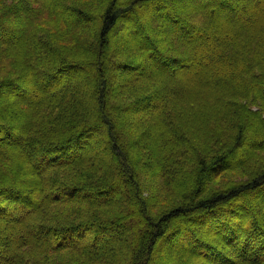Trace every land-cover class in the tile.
Masks as SVG:
<instances>
[{
  "label": "trees",
  "instance_id": "obj_1",
  "mask_svg": "<svg viewBox=\"0 0 264 264\" xmlns=\"http://www.w3.org/2000/svg\"><path fill=\"white\" fill-rule=\"evenodd\" d=\"M209 1L0 0V97L13 96L0 98V240L18 242L0 264H189L153 256L181 246V224L204 230L186 248L210 263L264 259V168L204 192L241 146L247 158L264 151V0L239 21L231 0ZM122 22L131 39L112 58ZM113 71L133 75L124 84L138 96L114 101ZM149 177H184L187 202L154 218Z\"/></svg>",
  "mask_w": 264,
  "mask_h": 264
},
{
  "label": "rangeland",
  "instance_id": "obj_2",
  "mask_svg": "<svg viewBox=\"0 0 264 264\" xmlns=\"http://www.w3.org/2000/svg\"><path fill=\"white\" fill-rule=\"evenodd\" d=\"M81 1V0H80ZM185 6H192V5H196L198 4L201 5V3H205L208 2L209 0H199L197 2H191L189 0H180ZM210 2V1H209ZM251 2V1H250ZM249 4V0H231L230 4L232 7L234 6V17L233 20H237L239 21L241 19V16H243L244 13H246L247 11H249L251 9V6L248 5ZM146 15V14H145ZM227 16L228 13L225 11H222V18H228ZM144 16H140L137 20V24L141 25L142 27H146V25L143 22V18ZM147 17V16H146ZM132 26V24L130 25ZM218 28H219V24H217ZM147 28V27H146ZM204 34H206V32H204ZM137 40L134 41V43H141L139 40V36H137ZM131 39V36L129 35V28L128 26H126L125 22H122L120 24V29L112 36V41L114 43V47L111 46L110 48V53L113 54L112 58H118L121 55H123L125 53L123 47L125 46V44L127 42H129ZM203 42L204 46L207 45H211L209 39L205 38L203 41H201V43ZM200 43V44H201ZM205 58V57H204ZM203 58V59H204ZM203 59H199L196 63V65H192L191 69H196V67L198 65H200L203 61ZM153 69L152 65H150V62H146L145 63V67L144 69ZM83 73H79V76H81ZM125 81H133V75L131 74H124V73H120V72H116L113 71V75L111 76L109 83H111V90L113 94H115L114 97V101H116L119 105H122L123 103H125L127 100L131 99L132 97L138 96L139 94V89L130 86L129 88L126 87V85L124 84ZM26 86L29 88V97L33 98L38 94V89L36 88L37 86H35V82L33 81V79H29L26 82ZM145 83V82H143ZM149 87L148 91H151V95L157 94L160 96V92L158 91V86L155 83H151V82H147L146 83ZM40 92V91H39ZM13 96L12 95H3L0 98H7L5 100H9L11 99ZM156 97V96H155ZM12 100V99H11ZM152 110V109H151ZM146 111H150V109H147ZM106 113L109 115V112L106 111ZM118 116L122 117L123 116H127L126 119H124L123 121V125L126 128H130L131 127V122L130 121H134L135 117H131L128 115H122V111H118ZM144 116V115H143ZM147 117V116H145ZM143 128V127H141ZM151 132V131H150ZM247 136L249 137L250 134H247ZM247 145H243L241 146L238 150L235 151L234 155L231 157L233 158L232 160V165L229 167L228 165V169L224 168L221 169V171L223 173H218L217 171L214 172V174H212L211 176H208V181L206 183V188L204 189V192L209 189L208 191H211L212 189L216 190L218 187L226 185V184H240L243 182H246L247 180V176H249V170L251 171H255V168H264V151L263 153L260 155V158L253 157V156H249L248 158L245 157L244 155V150L246 148ZM97 153V151L95 152ZM262 157V158H261ZM257 170V169H256ZM248 171V172H247ZM209 175V174H208ZM150 178V177H149ZM189 181H186L184 177H181V181L179 182V184H171L170 182H165V184H161L159 182V180L155 179V178H150V179H143V183H142V187L144 190L146 191H150V201L152 203V211L150 212V214L152 213L153 217L156 218L154 215L155 214H160L162 211L168 210L170 208H172L175 205H181L183 202H187V200H185L187 197L186 195H188L189 193V188L187 187ZM245 184H248L247 182ZM263 192V191H262ZM254 195H249L246 197V202L248 203V205H250L252 208L256 207L257 204L256 202H254L253 200H255V198L253 197ZM149 203V201H148ZM149 205V204H148ZM150 206V205H149ZM260 207V206H259ZM262 208V206H261ZM260 208V209H261ZM263 212V213H262ZM261 214L264 215V208L262 209ZM258 216V215H257ZM259 217V216H258ZM1 221H3L2 223H6L8 222L5 219H1ZM1 223V224H2ZM4 225V224H2ZM189 229H191V231H193L192 234H185L187 233V226L181 224V236H186L185 238H188L189 235L193 236H198V234H201L204 230L200 229L201 227H198L197 225L191 224L188 225ZM183 227V228H182ZM199 231H201V233H199ZM123 234H126L127 230H122ZM196 232V233H195ZM108 238L105 237L104 240ZM181 237V246H176L175 244L169 243L170 241L165 242L164 244H156V246H154V251L155 254L154 259H159V261H172V260H181L182 263L184 261L188 262L189 264H215V263H210L209 261L203 259V257L201 256V254L195 252L192 249H188V248H193L192 245L193 243L190 241H186V239ZM170 239V238H169ZM5 241H7V243H5L4 241L0 240V254H3L5 256H9L7 255V253H10L11 251V247L17 248V244L18 242L10 237L8 239H6ZM16 241V242H15ZM186 246L188 248H186ZM63 260L60 264H93V261H90L88 259H84L82 256L80 255H76V256H71L69 258H65V259H61ZM232 260H234V263H230V264H243V263H239V261L236 258H232ZM177 261V260H176ZM260 264L263 262L264 263V259H259ZM108 264V262H107ZM114 264H117L116 262H114Z\"/></svg>",
  "mask_w": 264,
  "mask_h": 264
}]
</instances>
